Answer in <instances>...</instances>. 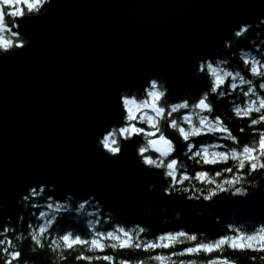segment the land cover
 Wrapping results in <instances>:
<instances>
[{
  "label": "water",
  "instance_id": "water-1",
  "mask_svg": "<svg viewBox=\"0 0 264 264\" xmlns=\"http://www.w3.org/2000/svg\"><path fill=\"white\" fill-rule=\"evenodd\" d=\"M261 13L264 0H49L29 15L26 47L0 54V228L40 184L148 199L158 171L123 138L122 155L98 145L119 127L118 94L157 78L185 95L194 60Z\"/></svg>",
  "mask_w": 264,
  "mask_h": 264
},
{
  "label": "snow or ice",
  "instance_id": "snow-or-ice-1",
  "mask_svg": "<svg viewBox=\"0 0 264 264\" xmlns=\"http://www.w3.org/2000/svg\"><path fill=\"white\" fill-rule=\"evenodd\" d=\"M45 3L46 0H0V50L7 53L13 48L23 50L26 47V41L22 38L20 28L31 22L28 14L37 13ZM257 22L264 25V13L260 14ZM252 27L253 25L248 22H241L234 26V35L241 37ZM227 43L225 41L226 45ZM239 51L242 53L244 65L247 66V72L252 77H258V83H254L252 79H246L240 71L231 69L230 65L225 62L203 60L197 67L201 71L207 69L211 81L208 89L201 92L198 98L190 104L188 99L168 103L166 100L168 90L164 88L160 80L146 79L147 87L141 98L131 94H118L119 127H113L111 130L105 129L100 133L98 145L112 156L122 155V146L117 140V135L122 137L139 153L143 165L160 168L163 174L170 178L169 186L164 189L166 193L184 192L189 194L190 199L203 197L206 200H211L220 192L248 195L249 188L244 186L246 176L257 170L264 171V128H252L253 133H258L256 138L241 143L220 115H210L213 112V104L209 100L210 93L217 97H224L229 95V90L235 92L241 85L246 86L242 90L243 102L233 104L231 111L238 118H248L249 125L264 123V94L259 91L264 90V52L253 54L252 51L245 52L243 48ZM222 86H225L223 91L220 90ZM188 108L192 111H182ZM174 113L179 116V119L173 118ZM253 113H256L255 118H253ZM162 124L175 130L182 141L187 142L184 144L183 152L188 154V159L195 157L196 163L200 165H218L231 161L232 166L224 167L211 174L203 169L195 171L194 179L208 185L204 190L184 187V182L193 179V176L182 169L178 155H174L177 152V146L161 130ZM238 131L243 132L244 129L239 128ZM206 133L224 139L217 140L215 143L193 142L192 138L201 137ZM141 136L146 140V144H141L137 148L136 145L140 143ZM225 140L230 141L231 144H226ZM149 149L158 155L146 154ZM222 172L229 173V175L222 180L216 179L221 176ZM176 185H181V187L176 188ZM44 189V184H40L39 189L28 188V196L24 197L27 200L29 196L40 195L41 199L48 201L47 208L52 210L51 213L45 210L39 211L40 218H48L43 219V222L34 227L28 236L35 248L47 247L60 259L65 258L64 250L70 251L79 246L89 251L103 252L106 248L121 250L169 248L177 243L197 241V233L183 229L162 232L152 238L141 235L146 231L143 227L130 229L116 224L109 226L107 230H96L95 225L100 223L99 220L88 223L87 227L91 231L84 235L72 230H64L62 234L52 235L49 228L54 225L56 213L60 212L65 204L60 201L52 202V196L43 195ZM90 202H93L92 198L82 200L76 210L83 209ZM93 212L99 214L98 206L93 207ZM107 219L108 217H105V220ZM227 227L231 230L229 233L191 243L179 249L178 252L157 253L151 259L157 261L158 264H176L171 257L178 254L223 253L226 248L234 251L250 250L264 253V222L250 225V230L247 231L236 224H229ZM8 231L9 228L5 225L0 232V237H2L0 245H5V247H0V253L6 254L4 264H14V261L21 256V252L18 249L9 251V247L13 246V239L3 235ZM16 237L24 238L20 233H16ZM45 241L48 243L46 244ZM94 258L103 259L108 264H133L132 260L124 258L117 260L110 254L93 257L80 251L76 257V259L86 261H92ZM251 258L256 259L255 256ZM134 264H144V261L137 259ZM179 264H197V262L188 260L179 261ZM203 264H236V261L224 255H217L211 256Z\"/></svg>",
  "mask_w": 264,
  "mask_h": 264
},
{
  "label": "trees",
  "instance_id": "trees-1",
  "mask_svg": "<svg viewBox=\"0 0 264 264\" xmlns=\"http://www.w3.org/2000/svg\"><path fill=\"white\" fill-rule=\"evenodd\" d=\"M48 2L49 0H46V3L40 7L37 13L28 15L44 12L47 8ZM250 25H253V27L250 28L249 31L243 36L236 37L233 35V37L227 41V45L224 44L205 58L195 60L194 65L197 72L198 82L188 91L187 96L184 98H174L166 93L167 102L173 103L179 99H188L191 104L195 101V99L198 98L201 92L208 89L211 77L208 74L207 69L201 71L197 67L198 64L203 60H214L217 63L225 62L226 64L230 65L231 69L240 71L246 79H252L254 83H258L259 78L252 77L251 74L247 72V66L244 65L242 53L239 51L240 48H243L245 52L252 51L253 54L257 52H264V25H261L258 22ZM1 53L4 52L0 50V54ZM245 87L246 86L241 85L235 92L229 90V95L224 97H217L212 93L209 94V100L213 104V112L210 115H220L224 123L232 130L233 134L238 137L241 143L256 138L258 133H253L252 128H264V123L249 125L248 118H238L231 111L233 104H240L243 102L244 97L242 96V90ZM144 90L141 92H130L127 94L135 95L137 98H141L143 96ZM220 90H225V86H222ZM259 91L261 94H264V90ZM182 111H192V109L188 108ZM255 116L256 113H253V118H255ZM173 118L179 119V116L174 113ZM141 126L145 125L141 124ZM239 128H243L244 131L239 132ZM161 130L176 144L177 152L174 153V155H178V158L181 161L182 169L188 171L190 175L193 176V179L184 182V186L189 188L195 187L197 189L204 190L208 187V185H205L202 182L194 179L195 171L203 169L207 170L211 174L224 167L232 166L231 161L218 165L197 164L195 157L188 159V154L183 152L184 144L187 142L182 141L175 130L170 129L163 124L161 126ZM117 139L119 141L121 137L117 135ZM192 139L194 143L200 141L215 143L217 140H223L224 138L206 133L201 137H195ZM224 142L226 144H231V142L227 140ZM144 144H146L145 139ZM147 153L150 155H157L152 150H148ZM157 169L158 178L151 187L152 197L149 199V201L145 202H139L134 199H131L132 201H130V198L126 196L111 195L106 194L105 192H89L69 196L68 192L57 191L51 187H45L43 195L52 196V202H66V200L71 199V203L75 204L73 207L75 209L78 208V205L81 202L80 200L84 196L85 197L83 199L92 197L93 201L86 205L87 208L84 207V210L81 212V214H77V211H61L63 215L61 214L60 217H56V221L54 222V225L49 228V231L52 233V235L62 234L64 230H72L84 235L85 233H90L91 231V229L87 227L88 223L94 220H99L100 223L95 225L96 230H107L109 226L116 224H120L126 228L135 229L134 226L136 225V228H145L146 231L145 233H141L142 236L152 238L157 235L156 230L161 228L160 222H172L171 220H174L176 225L175 229L174 227H165V229L173 228L169 229V231H177L182 229L178 227L180 224H187L188 228L183 230L197 233V241H185L182 243H177L169 248H156L149 250L134 248L126 250L106 248L103 252L89 251L82 246H79L70 251L64 250L63 255L65 258L60 259L59 256L55 255L47 247L43 249L35 248L29 239L28 234L33 230V228L37 227L39 223L43 222V219L48 218H40L38 216L39 211L45 210L51 213L52 210L47 208L48 201L41 199L40 195L29 196V199L25 200L24 197L28 196L27 193L21 197V204L17 217L8 219L7 222L0 228V232H2L5 225H7L9 228L7 233H3L4 236L13 239V246L9 247V251L18 249L21 252V256L16 261H14V264H108V262L104 261L103 259L94 258L92 261L76 259L80 251H83L85 255H92L93 257H102L104 254H110L113 255L117 260L120 258L132 260L133 264L137 259H142L144 264H158L157 261L151 259V257L155 254L178 252L179 249L189 246L191 243L199 242L202 239H213L218 235L229 233L231 231L227 227L229 224L239 225L247 231L250 230V225L264 222V171L257 170L255 172L248 173L245 178V184H249V186H251L248 195L233 194L236 196L232 197V192L226 194L223 193L224 195L219 193L217 196L213 197L215 199L216 205H212L210 202L205 201L203 197H199L198 200L192 199L185 202L180 200L178 196L176 198L173 196L165 202V199L168 197L165 195L164 189L169 186L168 182L170 178L163 174L162 169ZM233 170L235 171V169ZM227 175H229V173L222 172L221 176L216 177V179L222 180ZM178 186L181 187V185ZM172 194L173 193H171V195ZM230 197L233 199L231 202H229ZM97 202L99 203L97 204ZM166 203H168L167 205H169V209L166 208ZM94 206H98V215L93 212ZM155 206L160 208L165 207L167 209V211H165V220L163 216H158L157 213H155L157 215L156 218L154 215L149 216V212H151L152 209L153 211H156L157 208L154 209ZM140 211L141 214H139ZM185 213L189 214L190 221L184 220L185 218H178L184 216ZM173 215H175L174 219H172ZM73 216H78V224L74 222ZM105 217H108V219L105 220ZM140 219L144 222H142ZM133 222H137L140 225L134 224ZM141 224L143 225L141 226ZM16 233L22 234L24 238L18 239L16 237ZM45 243L47 244L48 241H45ZM0 247H5V245H0ZM217 255L227 256L230 259L235 260L236 264H264V258H262L264 257V253H256L250 250L234 251L227 248L223 253L212 252L206 254L200 252L199 254H178L174 257H171V259L175 261L176 264H179V261L188 260H194L197 262V264H203V262L209 259L211 256ZM253 256H255L256 259H252L251 257ZM5 259L6 254L0 253V264H4Z\"/></svg>",
  "mask_w": 264,
  "mask_h": 264
},
{
  "label": "bare ground",
  "instance_id": "bare-ground-1",
  "mask_svg": "<svg viewBox=\"0 0 264 264\" xmlns=\"http://www.w3.org/2000/svg\"><path fill=\"white\" fill-rule=\"evenodd\" d=\"M257 21H255V22H253V23H256ZM253 23H250V24H253ZM234 35V34H233ZM233 37V36H232ZM231 37V38H232ZM24 38V37H23ZM230 38V39H231ZM25 39V38H24ZM230 39H227L226 41H228V40H230ZM220 47H218L217 49H219ZM216 49V50H217ZM216 50H214L213 52H215ZM12 51V50H11ZM10 52V51H9ZM9 52H7V53H9ZM212 52V53H213ZM5 53V52H4ZM211 53V54H212ZM3 54V53H2ZM211 54H209V55H211ZM209 55H206V56H203V57H197L195 60H199V59H201V58H205V57H207V56H209ZM194 60V61H195ZM194 63V62H193ZM194 67H195V65H194ZM195 70H196V68H195ZM161 82V81H160ZM198 82V77H197V81L195 82V84L192 86V87H194L195 85H196V83ZM163 85H164V87H165V84L163 83V82H161ZM191 87V88H192ZM166 88V87H165ZM190 88V89H191ZM189 89V90H190ZM144 90V89H143ZM143 90H141V91H143ZM188 90V91H189ZM141 91H131V92H141ZM188 91L185 93V95H183V96H181V97H179V98H184V97H186L187 96V94H188ZM127 93H130V92H125V94H127ZM167 93H168V91H167ZM116 128H118V127H116ZM141 144H144V141H142V143ZM140 144V145H141ZM139 145V146H140ZM141 160V159H140ZM142 162V161H141ZM143 164V163H142ZM170 180V179H169ZM169 183H170V181H169ZM184 186V185H183ZM47 187V186H46ZM176 188H179L180 186H178V185H176L175 186ZM184 187H186V186H184ZM191 188V187H190ZM192 188H195V187H192ZM37 189H39V188H37ZM66 192V191H65ZM28 193V192H27ZM26 193V194H27ZM174 193L175 194H172V196H179V198H180V200H182V201H190V200H192V199H190L189 198V194L188 193H184V192H179V193H177V192H175L174 191ZM26 194H23V195H26ZM22 195V196H23ZM197 195H199L198 193H197ZM22 196H20V198H19V203L21 204V197ZM166 197V196H165ZM167 197L168 198H166L165 199V202L166 201H168V199L170 198V196L169 195H167ZM199 198H197L196 200H198ZM142 202H144V201H142ZM208 202H210V204H212V205H216L215 204V199L214 198H212L211 200H208ZM20 204H19V207H20ZM168 203H166L165 204V206H166V208L167 209H169V205H167ZM19 207H18V210H19ZM157 209H156V211H151V212H149V216H151V215H154L155 216V218L157 217V215L158 216H163L164 217V220L166 219L165 218V211H167V209L165 208V207H157V206H155ZM18 210H17V213H18ZM155 213H157V215L155 214ZM139 214H141V211H140V213ZM74 217V216H73ZM174 217H175V215H173V217H172V219H174ZM187 218V217H186ZM13 219V218H12ZM141 220V219H140ZM142 222H144L143 220H141ZM172 222H160L161 224H160V226H161V228L163 227V228H165V227H174V229H175V227H176V225H175V223H174V220H171ZM74 222L76 223V224H78L79 223V218H78V216L76 217H74ZM134 224H138V225H140L139 223H137V222H133ZM143 224H141V226H142ZM135 228H136V225L134 226ZM171 229H173V228H171ZM174 231V230H173Z\"/></svg>",
  "mask_w": 264,
  "mask_h": 264
},
{
  "label": "rangeland",
  "instance_id": "rangeland-1",
  "mask_svg": "<svg viewBox=\"0 0 264 264\" xmlns=\"http://www.w3.org/2000/svg\"><path fill=\"white\" fill-rule=\"evenodd\" d=\"M224 44H225V42H224ZM224 44H223V45H224ZM223 45H222V46H223ZM142 137H143V136H142ZM143 138H144V137H143ZM121 139H122V137H121ZM121 139L119 140V142L121 141ZM117 140H118V139H117ZM143 141H144V139H143ZM149 150H152V149H149ZM152 151H153V150H152ZM147 154H148V153H147ZM148 155H150V154H148ZM157 155H158V154H157ZM140 159H141V158H140ZM141 161H142V160H141ZM144 166H146V165H144ZM147 167H149V166H147ZM152 168H153V167H152ZM155 169L158 171L157 168H155ZM169 181H170V180H169ZM168 184H169V182H168ZM244 186H245L246 188L248 187L249 189L251 188V186H249V184H244ZM80 193L83 194L84 192H77V193H71V192H70V193H69V196H71V195L73 196V195H76V194L79 195ZM86 193H88V192H86ZM105 193H106V194H111V195H121V196L123 195V196H126V197L130 198V201H132L131 199H134V200H136V201L142 202V201L139 200L138 198L135 199V198L132 197V196H128V195H126V194H122V193H107V192H105ZM151 193H152V191H151ZM171 193L175 194L174 191L171 192ZM171 193H166V192H165V195H169L170 198H172L173 196L171 195ZM220 193H221V194H223V193L226 194V193H230V192H220ZM233 194H235V193H231V195H233ZM223 195H224V194H223ZM67 196H68V195H67ZM90 196H91V195H90ZM234 196H236V195H233L232 197H234ZM84 197H85V196H84ZM84 197H83V198H84ZM151 197H152V196H150L148 199H145L144 202H145V201H149V199H150ZM176 197H177V195L174 196V198H176ZM232 197H230V201H229V202H231V200H233V199H231ZM83 198H81V200H80L81 202H82V200H85V199H83ZM91 198H92V197H91ZM178 198H179V196H178ZM123 201H124V200H123ZM205 201H208V200L205 199ZM81 202H80V203H81ZM62 203L65 204V207L62 208L61 211H63V210H64L65 212H67V211H68V212H75V211H77V210H76L77 208H76V209L73 208L75 204H72V203H71V199L66 200V202H63V201H62ZM80 203H79V204H80ZM98 203H99V202H97V204H98ZM91 204H92V203H91ZM71 206H72V207H71ZM196 206H197V205H196ZM78 207H79V205H78ZM72 208H73V209H72ZM85 208H87L86 205H85ZM154 209H156V207H154ZM83 210H84V208H83V209H80L79 211H77V214H81V212H82ZM61 211L58 212V213H56V215H57L56 217H60V215L62 214ZM151 211H153V209H152ZM49 213H50V212H49ZM62 215H63V214H62ZM16 217H17V216H16ZM16 217H15V218H16ZM186 217H187V218H186ZM178 218H179V219H184V218H185L184 220H188V221H190V220H189V219H190V216H189V214H187V213H185L184 216H182V217H178ZM178 227H180V228H182V229H187V228H188L187 224H185V225L180 224ZM169 229H171V228H167V229H165V228H164V229H163V228H159L158 230H156V232H157L156 234H159V233H162V232L169 231Z\"/></svg>",
  "mask_w": 264,
  "mask_h": 264
}]
</instances>
